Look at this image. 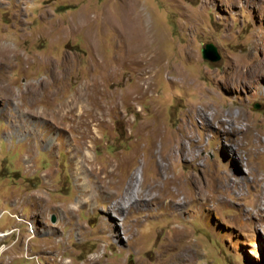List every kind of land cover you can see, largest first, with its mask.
<instances>
[{
    "label": "rangeland",
    "instance_id": "1",
    "mask_svg": "<svg viewBox=\"0 0 264 264\" xmlns=\"http://www.w3.org/2000/svg\"><path fill=\"white\" fill-rule=\"evenodd\" d=\"M257 65L264 0H0V264H264V95L237 73ZM77 94L96 121L54 128ZM84 132L120 187L90 206Z\"/></svg>",
    "mask_w": 264,
    "mask_h": 264
},
{
    "label": "bare ground",
    "instance_id": "2",
    "mask_svg": "<svg viewBox=\"0 0 264 264\" xmlns=\"http://www.w3.org/2000/svg\"><path fill=\"white\" fill-rule=\"evenodd\" d=\"M129 1V0H128ZM129 7V6H128ZM126 8V7H125ZM125 8H123V9H125ZM127 9H129V8H127ZM129 12V11H128ZM133 12H134V10H133ZM127 13V12H126ZM122 14H124V12H122ZM134 15V14H133ZM120 16H122V15H120ZM124 16V15H123ZM125 16H127V15H125ZM131 16H132V14H131ZM121 18H123V17H121ZM129 19V18H128ZM134 19H135V17H134ZM133 19V20H134ZM139 19V18H138ZM137 19V20H138ZM125 20V19H124ZM130 20H131V17H130ZM133 20H132V22H133ZM137 20H135V21H137ZM129 21V20H128ZM134 21V23H136ZM125 23V22H124ZM127 23V25L129 24L130 26L133 24H130V23H128V22H126ZM125 23V24H126ZM140 23V22H139ZM143 26V24H140V26ZM136 25H132V27H134V28H136L135 27ZM140 26H139V28H138V31H139V29H140ZM129 27V26H128ZM127 27V28H128ZM138 27V26H137ZM136 30V29H135ZM134 30V31H135ZM128 31H130V29H128ZM144 31V30H143ZM131 32H133V30L131 31ZM131 32H129L130 33V36H132L131 34ZM134 33V32H133ZM139 33V32H138ZM137 33V34H138ZM143 33V32H142ZM142 33H139V34H141V35H143ZM140 35V36H141ZM129 36V35H128ZM129 36V37H130ZM133 36H135V34L133 35ZM139 36V35H138ZM130 38H132V37H130ZM138 37L137 36H135V38L134 39H137ZM146 38V37H145ZM140 39V38H139ZM143 40V39H142ZM131 41V40H130ZM139 41V40H138ZM144 41V40H143ZM142 41V42H143ZM132 42V41H131ZM134 42V41H133ZM136 43V42H135ZM143 43H145V42H143ZM142 43V44H143ZM147 44V43H146ZM136 47H138V49L140 50V51H137L138 53L139 52H141V50L143 49L144 50V47L142 46V45H139V44H136ZM145 47H147L146 45H145ZM148 48V47H147ZM132 50H133V48H132ZM132 50H130L129 52L132 54L133 52H132ZM135 51H136V48H135ZM136 52V53H137ZM140 57H142L143 56V52H141L140 54H138ZM152 57V56H151ZM154 58H155V56H154ZM153 58V59H154ZM138 59V60H137ZM137 62H138V64L139 63H141L142 62V60L140 61L139 60V57H137ZM150 60V59H149ZM136 62V63H137ZM147 62V61H146ZM151 62V61H150ZM154 62V61H153ZM143 64V63H142ZM242 70H241V68H239L238 70H237V73L238 74H241V75H244V76H246L247 78H249L250 79V81H251V83H252V85H253V87H254V89L256 90V92L258 93V94H260V95H264V66H259V65H257V66H254L253 68H251V69H246L245 71H243V72H241ZM251 85V84H250ZM85 93V92H84ZM81 97H82V95H80V97H79V95L77 94V96H75V98H74V100L73 101H71L69 104H67V106H66V108H68L69 109V111L68 112H70L73 116L69 119V117L67 116V115H65V114H63V113H60V112H62V109H60L59 110V114H56L52 119H46L47 121H50L51 122V124L54 126V128H56L57 126H60V125H62V124H64V122L68 119V120H71L70 121V123H71V127L74 129V130H80V129H82L81 127H83V126H91V124L93 123V121H96V120H94L93 119V117L92 118H89L88 116L85 118V117H82V115H78V114H76V112H77V109H78V104H79V102H80V99H81ZM98 107V106H97ZM97 111H99V109L97 110ZM87 113V112H86ZM96 113V112H95ZM81 114V113H80ZM97 114V113H96ZM69 115V114H68ZM88 115V114H87ZM91 117V116H90ZM97 117V116H96ZM105 119V118H104ZM239 119L240 118H237L236 120H233V119H231V120H229L228 122L229 123H236V121H239ZM98 120V119H97ZM102 122H103V120H102ZM212 122V121H211ZM220 122V121H219ZM220 124V123H219ZM223 124L224 123H221V126H223ZM51 125V126H52ZM50 126V125H49ZM234 128V127H233ZM233 130V129H232ZM234 130H235V128H234ZM233 130V131H234ZM78 132V131H77ZM88 133V132H87ZM86 132H84V136H82V138H81V140H79V142H80V146L78 147V149H77V151H75L74 152V157L75 158H77V156H80V159H77L76 160V173H74L75 174V178H76V181L79 183L80 182V184H78L79 186H80V188L82 189V191L84 192L83 194V196H82V204L83 205H92L93 204V200H97L98 199V197L99 196H102V195H106V194H108L110 197H111V199H115V197L118 195V190H119V188L120 187H118V185L116 184V182L117 181H115V176L117 175V168H115L111 163H110V165L107 167V168H105V167H98L97 166V164L95 165L94 164V162L93 161H91V158H86V154L85 153H83V149L86 147V145H87V143H86V141L89 139V134H87ZM91 137V136H90ZM260 142V141H259ZM81 154H83V156H81ZM250 162V161H249ZM247 167H248V169H249V164L247 165ZM87 174H89V175H91V176H93V179L95 180V182H96V187L93 189L92 187H93V185L91 186V185H87V183H86V181L84 180V178L86 179V176H87ZM115 181V182H114ZM119 183V182H118ZM197 183H198V185H199V188H198V196L199 197H202V199H203V201H202V204H201V210H204V208H205V206H206V204H207V202H208V199L210 198V197H208V195H206L205 193H204V189L201 187V185H200V183L197 181ZM237 184H239V183H237ZM242 184V183H241ZM114 186V189H112V187ZM238 186V185H237ZM236 187V186H235ZM152 190V189H151ZM170 192V191H169ZM168 192V193H169ZM175 192V191H174ZM179 194V193H178ZM120 195V194H119ZM107 196V195H106ZM149 196V195H148ZM151 196V195H150ZM108 197V196H107ZM213 199V198H212ZM107 200H109V199H107ZM155 200V199H154ZM171 201H172V199H171ZM153 202L154 201H152V200H150V204H153ZM174 202V201H173ZM124 203V202H123ZM173 204V203H172ZM175 204V203H174ZM130 206H132V205H130ZM126 209V207H125V205L124 206H122L121 205V207H118V205L116 204V205H114L113 206V211L115 212V213H117V214H119L118 212L120 211V210H125ZM264 213V208L263 209H259V210H257V212L255 213L256 214V216H261V213ZM116 215V214H115ZM126 219H123V226H126V221H125ZM245 224H242L241 226H244ZM108 226H109V231H111V225H109L108 224ZM126 235H127V239H129L130 240V236H129V234L128 233H126ZM181 239V237L178 239V240H180ZM183 263V262H182ZM172 264H174V263H172ZM176 264H177V262H176Z\"/></svg>",
    "mask_w": 264,
    "mask_h": 264
},
{
    "label": "water",
    "instance_id": "3",
    "mask_svg": "<svg viewBox=\"0 0 264 264\" xmlns=\"http://www.w3.org/2000/svg\"><path fill=\"white\" fill-rule=\"evenodd\" d=\"M202 54L203 57L206 60H210L212 62H217L220 60V55L218 53V49L214 44H207L203 49H202Z\"/></svg>",
    "mask_w": 264,
    "mask_h": 264
}]
</instances>
